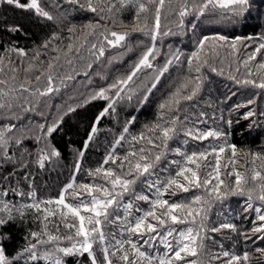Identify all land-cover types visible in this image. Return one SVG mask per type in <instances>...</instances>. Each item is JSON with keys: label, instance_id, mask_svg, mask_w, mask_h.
<instances>
[{"label": "trees", "instance_id": "1", "mask_svg": "<svg viewBox=\"0 0 264 264\" xmlns=\"http://www.w3.org/2000/svg\"><path fill=\"white\" fill-rule=\"evenodd\" d=\"M22 2L26 3V0ZM37 2L54 17L53 20L38 16L35 10L16 8L8 5L6 0H0V57H3L0 61V81H6L0 84V90L8 93L7 96L0 97V103L11 104V108H0V130L15 125V131L5 133V136L23 138L22 146L11 147V160L0 159V199L2 203L13 206V219L0 226V236L7 237L3 241L7 254L10 257L16 256L26 247L32 232L45 231L44 212L37 213L28 205L40 201H55L70 182L77 186L82 183H103L102 178L94 179L89 172L103 165L127 122L135 118L129 127V133L125 134L126 141L130 140L132 135L139 136L141 132H146V126L156 123L160 118L159 105L165 102L186 78L195 75L194 72H189L186 57L196 50L198 39L203 36H224L227 43L215 42L214 53L210 52L213 49L211 41L205 49V52L209 53L210 66L215 67L217 71L212 72L209 66L202 69L205 79L198 95L193 101L183 102L178 115L181 119L184 116L190 118L184 125L185 128L194 126L203 132L219 130L225 133V136L208 137L203 141L189 139L188 143H184L188 138L180 134L175 141L170 142V148L179 147L191 154L211 152V145L223 146L225 152L221 154V178L225 184L235 186V174L228 175L233 172V168L244 174L248 183L243 195H229L223 201L212 202L205 221L207 231L203 233L204 247L199 250L197 256H188L186 260H195L197 264H227L232 255L243 257L247 252L249 260L241 261V264H264V253L256 250L264 248V240L256 239V236L264 233H252L253 222L259 223L255 208L264 207V202L258 199L261 193L260 185L264 184V181L251 180L255 171L264 175L261 163H264V89L236 83L237 80L245 79L260 83L264 79V69L258 67L260 63H264V52L258 54L256 61H249L247 66L243 64L247 55L255 51L260 43H264V0H250V11L240 19L230 18L225 10L217 9L203 17H185L183 26L180 25L178 15L182 0H164L163 6L160 7V34L155 42L151 40V36L145 35V31L154 28L159 0H143L148 11L139 16L138 5L135 3L119 11L109 10L116 0H94V4L104 9L96 13L81 9L78 5L68 4L66 0ZM80 3H85V0H80ZM192 22L196 24L194 31ZM17 26L19 31L10 30ZM69 28H75V31L70 33ZM112 31L128 33L126 47L105 46V56L96 60L92 55V44L99 47L102 42L101 34ZM165 32L172 34L163 35ZM54 35L56 39H52ZM237 37L240 38L237 44L238 52H234L230 45ZM46 42L47 47L44 46ZM69 44L73 45V51L70 53L67 51ZM153 44L158 52L153 61L154 68L144 69L137 75L126 90L132 94V99L121 100L117 103L114 113H109L100 120L96 135L85 148V141L96 122V117L107 107V102L96 100L83 107L77 105L83 104L84 99L99 91L100 87L107 88L117 79L125 77ZM15 49H22L27 55L20 56ZM177 52L182 54L180 63L173 62L168 67L161 82L149 95L148 100L143 102L145 95H148L147 89L155 82L157 70L163 69ZM49 62L56 66V86L60 91L40 96L37 89L44 90L47 85ZM89 64L93 67L89 68ZM11 68H15V72H12ZM38 75L41 76L40 81L35 79ZM69 75L74 79H63ZM13 76L15 79H12ZM29 80L31 91L21 92L20 85ZM109 95L114 93L110 92ZM249 100L253 103L248 104ZM69 108H76V111L70 112ZM249 111L255 115L245 119ZM201 113L204 115L201 116ZM57 121H60V126L51 135H45L46 129L39 127L42 124L52 126ZM40 136H44V139L38 141L37 137ZM9 144L11 145V139ZM45 144L49 146V151L54 148L60 155L45 161V167L41 168L36 162L37 154ZM229 145H235V156ZM127 150L129 145L125 142L117 154L123 156ZM81 152L84 153L83 157L80 156ZM179 159L181 158L175 152L169 151L161 165L165 169L170 168L174 175L178 169L167 161ZM208 159L210 166L203 169L202 179L215 168V156H209ZM78 160L81 163L79 171L76 169ZM230 160L236 163L230 164ZM143 188V184L138 185L137 192ZM19 192L25 195L20 196L17 194ZM29 192H35V200L27 195ZM249 193L252 195L251 201L248 200ZM196 195L212 200L203 188L194 189L191 193H182L177 197L165 195L163 198L171 202L191 201ZM248 203L253 207L245 211ZM41 207L57 208L55 204H42ZM139 207L147 211L150 205L139 202ZM120 215H123V212ZM4 218L7 219V214H4ZM222 223L234 225L236 231H211L214 227L219 228ZM47 231L61 236L59 246L71 245V241L65 237L74 235V230L70 232L65 228L59 216L49 217ZM105 231L114 232L117 238H121L118 226L108 227ZM244 234L253 238L246 240ZM43 238L47 239V236ZM123 238L127 239V235ZM53 247L54 245L41 248L40 251H51ZM94 248L98 262L103 264L101 246L94 245ZM149 251L152 255H163L165 249L163 245H158L156 249ZM225 251L229 253V257L223 256ZM215 256H219V259H214ZM18 264H25V259H19ZM35 264L45 262L39 261ZM64 264H91V258L87 253H77L64 257ZM114 264L121 262L114 258Z\"/></svg>", "mask_w": 264, "mask_h": 264}, {"label": "snow or ice", "instance_id": "2", "mask_svg": "<svg viewBox=\"0 0 264 264\" xmlns=\"http://www.w3.org/2000/svg\"><path fill=\"white\" fill-rule=\"evenodd\" d=\"M8 5L16 8L35 10L38 16H42L47 20H53L54 17L46 10H44L37 0H29L23 3L22 0H6ZM66 3L78 5L81 9L96 13L104 11L103 7L94 4V0H85L81 4L80 0H66ZM137 4V15L148 11V7L143 0H116V3L110 5V9L122 10L124 7H131L132 4ZM164 4V0H159V7L156 9L155 25L151 31H145V35L151 36V40L155 42L160 34V7ZM217 9H223L230 18H243L250 11V0H182L180 11V25L183 26L184 18L188 16L203 17L209 12H215ZM193 31L195 30V22ZM12 31H19V26ZM75 28H69V32H74ZM170 32H165L163 35H171ZM102 42L99 47L92 44V55L96 60H100L105 56L106 47H126V40L128 33H118L115 31L102 33ZM52 39H56L54 35ZM213 42V49L210 52L214 53L215 42L227 43L224 36H203L199 38L196 44V50L191 55L186 57L189 66V72H194L195 75H190L185 81L171 93L165 102L159 105L161 109L159 120L146 126V132H141L139 136L132 135L130 140L126 141V135L129 133V127L134 123V119L129 120L123 129V133L117 138L108 152L106 159L101 167L90 171L89 175L94 179L102 178L103 183L88 184L82 183L76 185L70 182L60 192V195L55 201H40L28 205L34 208L37 213L44 212L43 220L45 222L44 232H32L26 247L14 257L7 254V250L3 245L4 239L7 237L0 236V264H18L19 259H25V264H35V262L44 261L45 264H64V257L76 255L77 253L83 255L87 253L91 258V264H100L98 262L94 245L101 246L103 254V264H114V258L118 259L121 264H197L195 260L187 261L188 256H197L199 250L204 247L203 241L204 232L207 231L205 221L207 220V212L211 207L213 201H223L229 195H243L245 186L248 183V178L240 171L233 168V172L228 175L235 174V186L230 187L225 184L221 178V154L225 152V147H216L211 145V152H192L188 154L177 147L170 148V142L176 140L177 136L183 134L188 140L203 141L208 137L219 138L225 136V133L219 130H209L206 132L200 131L194 126L185 128L184 125L189 121L188 116L183 119L178 115L182 110L183 102L193 101L198 95L201 84L205 79L202 75V69L206 66L210 67L212 72H216L215 67L209 64V53L205 52L208 42ZM240 38L237 37L231 41V49L238 52L237 44ZM48 46V42L45 43ZM223 46V45H221ZM245 47H247L245 45ZM78 50V49H77ZM20 56H26L27 53L22 49H15ZM67 51H73V45L69 44ZM264 52V43H260L255 51H252L243 60L245 66L249 61H256L258 54ZM67 54V53H66ZM157 49L154 44L153 47L147 48L139 60L134 64L132 70L125 76L117 79L107 88L100 87L99 91L84 99L83 104L77 107H83L86 104L96 100H104L107 102L105 107L96 117V122L93 124L90 134L85 141V148L93 140L98 128L97 124L100 120L116 111V105L121 100L132 99V94L126 91L130 84L134 81L137 75L144 69H153ZM182 54L177 52L169 60L168 64L163 69H159L158 74L154 77L151 87L147 89L148 95H145L144 101L148 100L149 95L156 89L161 82L162 77L168 71V67L173 63H180ZM3 57H0L2 61ZM89 68L93 65L89 64ZM259 69H264V63L258 65ZM48 75L46 77L47 85L44 90L37 89L40 96H47L49 94L59 92L60 88L56 86V78L58 72L56 66L51 62L48 64ZM15 72V68H11ZM251 75V72H249ZM103 78V77H101ZM15 79V76L12 77ZM36 81H40L41 76L35 77ZM64 80H72L74 77L65 76ZM235 79V77H232ZM6 81H0V84ZM236 83L243 85H251L253 87L264 89V79L260 83L252 79H245L243 81L237 80ZM32 88L31 82L26 81L20 85L21 92H30ZM190 89V91H188ZM114 95H109V93ZM187 92V94H185ZM8 93L0 90V97L7 96ZM142 102V103H143ZM253 101L249 100L248 104ZM11 108L10 103H0V108ZM239 107V106H238ZM30 110V109H29ZM70 112H75L76 108H69ZM201 116L204 114L201 113ZM255 115L254 112L249 111L245 119ZM231 123V122H229ZM60 126V121L55 122L52 126L40 125L41 129H46L45 135H51ZM15 125H10L0 130V159L11 160V147L22 146V137L13 138L6 137L5 133H12L15 131ZM11 139V145L9 140ZM44 139V136L37 137L38 141ZM125 142L129 145V150L123 156L117 154L118 149L122 148ZM233 156L236 154L235 145H229ZM49 146L45 144L40 149L37 156V164L43 168L45 161L52 157H58L60 153L52 148L48 150ZM169 151L175 152L180 157L179 160L167 161L169 165H174L177 171L172 174L171 169H165L161 165V161L165 160ZM81 152L80 156L83 157ZM215 156V168L209 172L206 177L202 179L201 173L204 168L209 167V156ZM230 164L236 163L234 160L229 161ZM111 165L110 167H106ZM228 165H223L227 167ZM81 163L76 162V169L79 171ZM214 173V174H213ZM257 179L264 181V175L260 171H255L251 180ZM215 181V182H214ZM143 184L144 188L137 192V186ZM204 189L208 196L212 198L209 200L202 195L194 196L191 201H177L171 202L169 199L163 198L165 195L170 197H177L182 193H191L194 189ZM261 193L258 199L264 202V184L260 185ZM24 196L25 193H17ZM6 195V193H5ZM27 195L35 200V192H29ZM248 200H252L251 193L248 194ZM139 202H145L150 205L149 210L143 211L139 207ZM55 204L57 208L44 207L41 205ZM251 203L247 204L245 211L252 208ZM13 206L5 203L0 209V226L8 223L13 219ZM257 223L254 221L252 228L253 234L264 233V207H256ZM123 212V215L120 213ZM7 214V219L4 218ZM22 214V213H21ZM59 216L61 223L70 232L74 230V235H69L65 239L71 241L69 247L59 246L61 236L53 235L47 231L49 217ZM112 226H118L120 237L114 232H106L105 229ZM183 226V227H182ZM222 229H232L236 231L235 226L229 223H222L219 228H212V232L221 231ZM59 227L57 226V233ZM127 239H124V235ZM246 240H251L253 237L247 234ZM47 236V239L43 237ZM256 239L264 240V235L256 236ZM54 245L51 251L41 252V248H48ZM158 245H163L165 252L163 255H152L150 249L154 250ZM258 252L264 253V248H257ZM224 257H229L228 252H223ZM214 259H219L215 256ZM249 255L244 253L243 257L232 255L228 259L227 264H241V261H248Z\"/></svg>", "mask_w": 264, "mask_h": 264}, {"label": "rangeland", "instance_id": "3", "mask_svg": "<svg viewBox=\"0 0 264 264\" xmlns=\"http://www.w3.org/2000/svg\"><path fill=\"white\" fill-rule=\"evenodd\" d=\"M27 2H29V0H26V3H27ZM261 163H262V166L264 167V163H263L262 161H261ZM251 186H252V184H251ZM1 204L4 205V203H2V200L0 199V209L3 208V206H2Z\"/></svg>", "mask_w": 264, "mask_h": 264}]
</instances>
